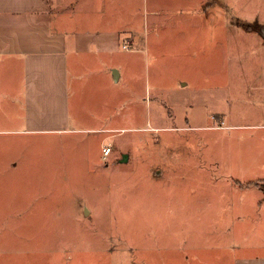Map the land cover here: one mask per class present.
Returning a JSON list of instances; mask_svg holds the SVG:
<instances>
[{
	"label": "rangeland",
	"instance_id": "obj_1",
	"mask_svg": "<svg viewBox=\"0 0 264 264\" xmlns=\"http://www.w3.org/2000/svg\"><path fill=\"white\" fill-rule=\"evenodd\" d=\"M218 2L223 58L202 69L195 49L192 64L144 70L134 54L137 79L111 96L116 131L0 132V264L258 261L264 230H253V217L264 209L253 212V188L264 190V105L253 116V44L241 25H264V0ZM131 23L138 28L137 16ZM215 24L209 31L223 29ZM254 101L264 104V94Z\"/></svg>",
	"mask_w": 264,
	"mask_h": 264
},
{
	"label": "crops",
	"instance_id": "obj_2",
	"mask_svg": "<svg viewBox=\"0 0 264 264\" xmlns=\"http://www.w3.org/2000/svg\"><path fill=\"white\" fill-rule=\"evenodd\" d=\"M218 1L0 0V119L8 124L0 132L116 131L111 96L115 85L129 88L137 79L129 73L131 64H136L128 63L134 54H143L144 70L173 69L178 60L191 59L192 64L195 49L201 54L202 69H210L209 61L215 62L219 52L223 58L227 36L220 15L225 17V10L216 13ZM133 16L139 19L137 29L131 23ZM211 21L216 22L213 29L217 24L223 29L209 31ZM241 31L253 44V106H257L253 116H257L264 105L254 101L264 94V38L255 30ZM170 37L175 38L171 43ZM195 37L206 40L195 46ZM125 101L134 103L131 96ZM141 114L132 116L138 121ZM258 209H264V190L253 188V212ZM253 230H264V215L253 217ZM263 254L255 257L254 264H264Z\"/></svg>",
	"mask_w": 264,
	"mask_h": 264
},
{
	"label": "trees",
	"instance_id": "obj_3",
	"mask_svg": "<svg viewBox=\"0 0 264 264\" xmlns=\"http://www.w3.org/2000/svg\"><path fill=\"white\" fill-rule=\"evenodd\" d=\"M241 26L243 27L244 30H247V31H249V30L250 31H253V30L257 31L260 27V24L259 23H255V24L243 23Z\"/></svg>",
	"mask_w": 264,
	"mask_h": 264
},
{
	"label": "built area",
	"instance_id": "obj_4",
	"mask_svg": "<svg viewBox=\"0 0 264 264\" xmlns=\"http://www.w3.org/2000/svg\"><path fill=\"white\" fill-rule=\"evenodd\" d=\"M122 48L127 49L128 48L127 44H123ZM102 151H103V155L106 156L110 153L111 149L108 146H104Z\"/></svg>",
	"mask_w": 264,
	"mask_h": 264
},
{
	"label": "water",
	"instance_id": "obj_5",
	"mask_svg": "<svg viewBox=\"0 0 264 264\" xmlns=\"http://www.w3.org/2000/svg\"><path fill=\"white\" fill-rule=\"evenodd\" d=\"M257 31H258L259 34L264 38V26H261V25H260V27H259V29H258ZM122 159H123V161L126 160V155H125V154L122 155Z\"/></svg>",
	"mask_w": 264,
	"mask_h": 264
}]
</instances>
